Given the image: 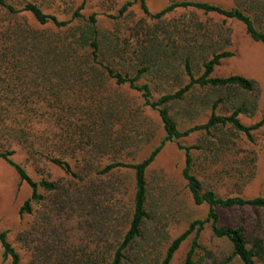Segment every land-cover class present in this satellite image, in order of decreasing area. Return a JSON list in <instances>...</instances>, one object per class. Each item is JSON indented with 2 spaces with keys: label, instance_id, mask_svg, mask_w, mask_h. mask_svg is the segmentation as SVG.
Returning <instances> with one entry per match:
<instances>
[{
  "label": "rangeland",
  "instance_id": "374dc122",
  "mask_svg": "<svg viewBox=\"0 0 264 264\" xmlns=\"http://www.w3.org/2000/svg\"><path fill=\"white\" fill-rule=\"evenodd\" d=\"M6 1L17 10L26 3L37 4L59 21L70 20L84 6L85 17L59 29L51 24L40 26L29 13L10 15L0 10V32L11 49L0 65V152H13L12 159L34 181L56 184L55 191L40 188L42 200L32 203L30 212L24 211L32 190L0 160V233H7L21 264H108L130 228L135 175L127 169L105 175L101 172L116 162H143L166 135L159 114L145 106L142 95L129 85H117L94 64L92 50H80L76 45L78 31L90 16L96 15L98 20L103 64L135 79L140 69L147 68L137 83L149 84L156 100L188 84L181 60L185 48L193 55L196 72L213 54L233 53L217 67L214 76H243L257 88L252 93L239 89L215 93L226 100L217 114L229 115L243 107V124L252 126L264 120V46L254 42L240 22L181 9L156 20L144 13L138 0ZM173 1L239 8L264 32V0H146L153 15ZM128 2L134 5L121 16ZM149 35H156L175 50L170 61L174 66L167 71L170 78L153 66L156 57L149 66L136 57ZM201 92L209 101L213 99L214 93ZM210 115L211 110L201 113L196 124H205ZM254 138L255 143L250 144L238 135L234 150L217 158L192 151L195 171L205 189L221 198L264 197V126ZM203 140L194 134L167 143L148 170L150 219L134 247L147 256L142 264H162L171 243L192 222L208 217L209 207L195 205L189 193L183 178L185 151L179 146L196 147ZM249 153L257 157L252 180L231 178L228 172L235 174L238 168L248 174L245 165ZM54 159L69 164L73 174L56 165ZM217 212L221 226L242 225L264 244V211ZM193 238L183 244L171 264H184ZM200 243L203 251L199 258L209 253L218 259L231 253L229 246L213 238L210 225L201 233ZM0 264H11L4 260L1 244ZM233 264L241 263L236 260Z\"/></svg>",
  "mask_w": 264,
  "mask_h": 264
},
{
  "label": "trees",
  "instance_id": "16d2710c",
  "mask_svg": "<svg viewBox=\"0 0 264 264\" xmlns=\"http://www.w3.org/2000/svg\"><path fill=\"white\" fill-rule=\"evenodd\" d=\"M144 13L156 20H160L168 14L177 10H194L205 15H217L226 19L235 20L242 23L246 28L247 35L256 43L264 46V32L260 31L254 20L246 14L244 10L239 8L225 9L221 6L210 3L182 1L171 2L166 8L159 13L153 15L147 5L146 0H138ZM134 5L133 2H128L120 11L123 16L128 9ZM84 6H81L70 20L59 21L56 16L48 15L43 12L40 6L34 3H26L23 9L17 10L9 5L6 0H0V10L7 12L10 15L18 13H29L40 26L53 25L56 28H67L75 21H84L85 17L82 14ZM86 21V25L80 29L77 43L80 50H92L91 58L96 65H100L107 73L110 79L115 80L117 85H129L131 89L139 92L145 102V106L159 114L165 137L160 144L152 151L148 158L138 164H127L116 162L108 165L101 174H110L116 170L127 169L134 172L135 175V195L133 200V215L130 223V228L125 234L123 241L115 250L113 257L108 264H142L147 256L144 252L137 251L135 245L143 237V229L147 221L150 219L148 212V183L147 173L156 158L165 148L167 143L180 142L189 138L194 134H200L204 138L199 146H182L185 151V167L183 169V178L187 182V188L191 197L197 206L207 205L209 207L208 217L205 220H196L192 222L184 234L176 238L168 248L166 257L162 264H171L176 254L182 248L183 244L191 237L193 238L191 248L186 256L184 264H233L238 260L241 264H264V244L263 240L257 236L248 234L244 226H221L220 217L217 209L222 210H244L250 209L254 212L264 211V197L253 199L244 198L241 196L221 198L211 189H205L202 181L199 179L195 171V159L192 153L193 150H198L199 154H211L214 158L223 156L234 150L237 145L238 135L245 137L250 144L255 143L254 133L259 131L264 126V120L261 122L247 126L243 124L240 117L246 114L243 107L233 110L229 115H218L217 110L220 105L226 102L223 98L215 97V93L221 90L239 89L246 93H252L256 90L257 84L243 76H229L226 78L215 77L214 73L222 63V61L232 58L234 55L231 52L213 54L209 61L201 64V71L196 72L193 62V55L185 48L181 57L184 73L187 77L188 84L175 93H167L159 99L153 98V92L149 84L139 85L138 79L146 70L140 69L139 76L131 78L129 75H123L116 72L109 66H105L100 60L103 54V48L100 40L98 29V20L96 15L90 16ZM0 32V65L8 58L10 47L6 43L5 37H2ZM175 51V50H174ZM170 45H165L164 40H160L156 35H149L140 44L139 54L136 57L144 61L146 65L151 64L154 57L157 58L154 67L160 68L165 78H170L167 74L174 65H171V57L174 53ZM23 54L21 51L19 52ZM121 56V55H120ZM66 63L67 61L64 60ZM65 67L64 64L61 65ZM200 89V92L197 91ZM206 90L213 94V99H206L201 91ZM208 95V94H207ZM204 96V97H203ZM211 110L209 120L205 124H196L195 120L201 113ZM255 110V109H254ZM184 116L182 117L181 116ZM187 116V120H185ZM230 130L233 133H228ZM13 152H0V160L7 162L18 174L21 182L26 183L32 190L31 198L25 203L23 210L30 212L32 203H37L42 200L39 195V189L43 188L46 191H55L56 184L48 181H34L26 170L13 159ZM248 160L245 169L249 172L237 169L235 174L233 171L228 172L231 178L245 179L247 182L254 177V164L257 157L254 153H249L246 157ZM53 162L64 169L68 174H73L69 164L54 159ZM209 163V162H207ZM227 173V174H228ZM210 225L213 238L223 242L230 248V254L222 258L216 259L208 253L203 258H199V253L203 251L200 243L201 233L205 227ZM0 244L3 249L4 260H10L11 264H21V257L8 241L6 232L0 233ZM85 264V263H82ZM96 264V262L86 263Z\"/></svg>",
  "mask_w": 264,
  "mask_h": 264
}]
</instances>
